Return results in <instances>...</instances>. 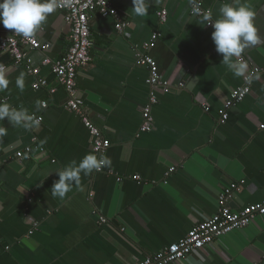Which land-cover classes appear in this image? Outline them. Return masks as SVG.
Returning a JSON list of instances; mask_svg holds the SVG:
<instances>
[{
  "label": "crops",
  "instance_id": "obj_1",
  "mask_svg": "<svg viewBox=\"0 0 264 264\" xmlns=\"http://www.w3.org/2000/svg\"><path fill=\"white\" fill-rule=\"evenodd\" d=\"M109 1L129 26L119 34L112 18L92 15L90 62L78 70L76 93L110 143L106 156L112 163L105 170L120 182L107 173H81L79 185L63 200L52 196L56 172L92 153L87 129L67 110L65 91L42 65L44 59L62 58L70 46L63 13L56 9L34 36L49 49L27 51L47 88L34 90L24 67L0 55L9 80L0 99L43 119L29 129L0 121L6 129L0 136V264H133L212 217L231 183H242L229 202L233 210L264 199V74L253 77L251 92L220 125L219 110L242 85L248 67L235 76L216 51L211 24L190 14L191 4L200 3L216 19L224 3L245 0H150L143 17L133 14L132 0ZM246 2L255 12L261 41L241 55L249 68H260L264 0ZM161 10L167 14L164 24L158 21ZM155 33L160 37L154 47L144 50ZM137 53L155 60L159 79L170 87L155 93L148 133H138L151 91ZM21 73L23 92L15 83ZM33 137L43 151L15 161V153L32 146ZM176 264H264V216Z\"/></svg>",
  "mask_w": 264,
  "mask_h": 264
},
{
  "label": "built area",
  "instance_id": "obj_2",
  "mask_svg": "<svg viewBox=\"0 0 264 264\" xmlns=\"http://www.w3.org/2000/svg\"><path fill=\"white\" fill-rule=\"evenodd\" d=\"M57 9L63 13L64 22L69 29L70 46L65 55L56 61L44 59L43 66H49L58 85L65 91L67 101L65 107L74 113L87 129L91 137V151L98 157L106 155L110 146L109 141L104 137L101 130L93 124L88 116V112L81 99L76 93V78L78 70L87 66L90 62V21L94 14L102 18H112L114 20L115 30L119 34H124L129 26V22L125 20L121 13L113 7L109 0H57ZM190 14L193 16L206 17L209 13L204 11L200 3H192L190 6ZM166 11L161 10L158 13V21L160 24L166 22ZM209 25V24H208ZM160 35L157 33L151 36L149 43L145 44L144 50L154 47L155 42ZM49 49L48 44L40 43L35 37L25 39L17 35L13 30L5 29L0 24V55H7L15 65L24 67L25 73L33 79L32 88L39 90L47 88V82L39 77V68L32 67L27 60V51H46ZM238 62L245 63L248 72L243 77V83L240 87L232 90L229 97L219 110L220 125H224L229 117V111L251 92V81L257 74H264V66L260 68H249L248 63L243 56L237 57ZM136 64L143 66L147 71L146 85L150 88V96L147 104L141 110V125L138 133H148L153 128L152 108L157 104V90H169L170 87L166 82L159 79L157 65L155 60L145 54H136ZM0 69L4 71L5 66L0 63ZM179 87H183L182 84ZM55 89H50V94ZM5 99H0V103H5ZM42 108L47 107L46 102L41 103ZM208 111L206 107L203 108ZM39 121L38 126L42 122V116H34ZM260 130H264V123L260 125ZM32 146L24 148L22 151L16 152L14 160L20 162L28 159L33 152H42L43 148L39 145L36 137H33ZM174 169L169 170L173 172ZM95 174L107 173L116 178L117 182L121 179L117 178L112 171H106L105 167L99 171H93ZM136 179H139L136 177ZM242 189V183H231L226 186L218 197L216 213L206 221L191 228L187 234L178 242L164 248L163 250L151 256H147L143 260H135L133 264H176L180 260H184L205 247L210 246L216 240L230 234L236 230H241L248 226L255 218L264 216V199L256 204L243 207L240 210H233L229 206V202L237 192ZM101 223H105L104 219H100ZM33 224V229L36 228ZM29 233H32L30 231Z\"/></svg>",
  "mask_w": 264,
  "mask_h": 264
},
{
  "label": "clouds",
  "instance_id": "obj_3",
  "mask_svg": "<svg viewBox=\"0 0 264 264\" xmlns=\"http://www.w3.org/2000/svg\"><path fill=\"white\" fill-rule=\"evenodd\" d=\"M150 0H132V12L135 16L143 17L148 14ZM57 9V0H0V24L5 29L13 30L25 39H32L48 16ZM255 12L247 4L224 3L219 9L216 19L206 16L204 24H211L214 31L212 40L217 53L222 55V62L233 71L234 75L243 76L247 65L233 60L240 57L244 48L254 46L261 41V36L254 23ZM16 87L23 92L25 78L21 73L16 78ZM9 80L0 69V91L8 88ZM7 118L13 126L31 128L38 124L33 114L27 109L13 108L8 103H0V121ZM6 134L5 128H0V136ZM111 158L106 155L89 153L79 162H72L56 172L58 180L51 187L53 197L63 200L71 191L73 185H79L81 173L91 174L104 167L111 166Z\"/></svg>",
  "mask_w": 264,
  "mask_h": 264
}]
</instances>
